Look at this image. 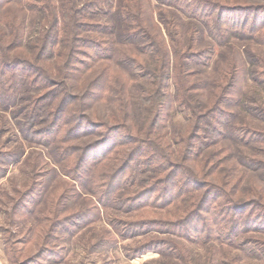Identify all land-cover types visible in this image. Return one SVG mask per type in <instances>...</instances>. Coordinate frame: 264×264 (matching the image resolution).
I'll use <instances>...</instances> for the list:
<instances>
[{
    "label": "trees",
    "instance_id": "16d2710c",
    "mask_svg": "<svg viewBox=\"0 0 264 264\" xmlns=\"http://www.w3.org/2000/svg\"><path fill=\"white\" fill-rule=\"evenodd\" d=\"M29 22L37 29L26 41ZM232 38L262 45L250 54V73L264 84V0H0V110L12 113L27 142L46 150L58 167L50 174L55 169L66 178L52 198L65 193L59 212L82 198L89 205L66 211L58 228L64 222L79 228L109 210L107 222L122 238L162 234L130 245V257L154 252L176 258L171 264H191L176 238L238 241L264 255V238L251 236L264 235V187L240 195L236 165L227 163L230 152L221 143L229 133L250 145L239 162L264 181V127L245 120L228 125L243 64L233 50L216 66L219 77L204 101L208 84L193 80ZM115 42L132 44L146 58L122 54L114 67ZM87 70L92 75L85 77ZM98 103L108 111L100 113ZM175 110L185 127L168 137ZM215 170L224 171L217 180ZM41 182L24 193L19 210L37 201ZM168 207H175L173 217L141 211Z\"/></svg>",
    "mask_w": 264,
    "mask_h": 264
},
{
    "label": "rangeland",
    "instance_id": "374dc122",
    "mask_svg": "<svg viewBox=\"0 0 264 264\" xmlns=\"http://www.w3.org/2000/svg\"><path fill=\"white\" fill-rule=\"evenodd\" d=\"M241 1L245 3V1L251 2L253 0ZM182 21L187 22L185 19ZM36 29L35 23L29 22L27 24L26 41L33 38ZM206 39L207 37L204 34L202 42ZM261 46L253 39L232 38L229 46L221 48V55L215 60L216 62L193 77V80L200 79L208 84L207 89L203 91L204 97L201 99L204 101L209 96L213 81L219 77L216 66H223L226 57L233 50L238 54L243 64L242 73L244 78L241 89L237 94L238 101L236 105L232 106V109L236 111V115L228 125L245 120L258 127H264V84L259 80H254L255 74L250 73V59L253 58L250 54L260 52L262 50ZM131 52L138 54L141 59L146 58L132 44L115 42L112 62L115 64H113L114 67L121 66V61L124 59L122 54L130 55ZM261 55L264 56L263 53ZM98 65H100V61L94 63L95 69H98ZM83 75L85 77L91 76L92 71H84ZM74 91L77 92V90ZM132 92L135 95L136 102H139V91L132 89ZM258 106L262 110L256 108ZM11 109L15 110L16 107ZM97 109L100 113H103L107 112L109 107L106 104L98 103ZM137 111V109L134 110V112ZM173 117L175 127H170L173 123L170 118L169 128H166L168 137L176 133V128L182 132L185 127L186 119L182 112L175 110ZM15 122L10 111L0 110V264H171L177 260L172 256L160 255L154 252H147L139 257H130L127 253L130 245L134 246L151 238H162V234L151 232L130 238H122L116 234L114 228L107 222L106 216L110 213L109 210L103 211L99 219L85 222L79 228L72 229V226L69 228L65 222L58 228L57 222L63 219L66 211L70 213L75 210L74 206H76L68 204L66 211L59 212L60 209H63L61 203H64L63 196L65 193L60 200H55V198L52 200L56 195V190L64 186L67 180L65 177L57 175L55 169L58 170V167L48 157L42 146L27 142L21 132L16 131ZM221 143L230 152L227 163L236 165L232 175L237 176L240 195L249 194L250 190L254 192L252 189L258 186L264 187V181L248 171L239 162V156L243 153H250L252 147L236 141L229 133ZM4 153H13V155H9L8 158H10L7 160V157L3 156ZM196 161H200V159ZM53 167L55 169L50 174L49 169ZM219 167L223 168L225 166L223 164ZM54 172L55 174H53ZM223 172L222 170L219 172L215 170L212 178L215 177L217 180V175L220 176ZM223 179H226L225 176H223ZM40 181H42L40 183L41 193L37 201L19 210L18 204L23 200L24 193L28 191L32 184L34 185L35 182L39 183ZM243 197H250V195ZM82 199L83 203L78 199L75 204L87 208L89 205L84 204V200L87 202L86 198ZM51 203H53L52 207ZM69 206L72 208L67 210ZM174 208H145L141 211L146 216L167 218L174 216ZM49 212L51 214L43 218ZM251 236L264 238V235ZM176 241L186 248V254L191 264H210L211 260L213 264H264L262 252L255 250L250 245L243 246L238 241L229 245L217 241L203 245L177 238ZM211 244L214 245L209 246ZM47 249H50V254L44 255L43 250ZM210 251L214 253L213 258L209 257Z\"/></svg>",
    "mask_w": 264,
    "mask_h": 264
}]
</instances>
